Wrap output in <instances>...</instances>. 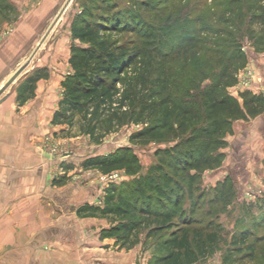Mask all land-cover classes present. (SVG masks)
Segmentation results:
<instances>
[{"label":"trees","instance_id":"trees-1","mask_svg":"<svg viewBox=\"0 0 264 264\" xmlns=\"http://www.w3.org/2000/svg\"><path fill=\"white\" fill-rule=\"evenodd\" d=\"M228 1L229 10H234L241 9L244 0ZM253 1L247 10L251 14L247 24L264 25V0ZM98 6L100 14L96 20L82 13V19L77 18L71 25V36L79 43L71 45V70L62 82L64 92L53 123L71 129L79 117L80 134L97 144L129 124L140 126L131 135L135 143H150L160 134L169 133L182 137L172 149L164 151L174 176L210 168L215 164L212 148L232 121L256 115L264 106L261 95L243 92L242 97L247 99L242 106L227 91L237 84L236 72L249 59V54L242 50L245 33L235 35L207 23L203 31L184 28L173 36L170 32L168 38L161 28L158 31L138 25L135 17L124 19L111 0H99ZM13 10L11 2L0 0L3 18L10 17ZM201 20L196 18V24ZM240 21L237 26L241 30L244 19ZM126 31L135 37L125 40L123 35H113ZM250 36L263 50L264 33L256 37L253 31ZM216 39L226 48H221ZM199 57H207L204 69L194 67ZM217 67V75L211 76L213 79L207 84L199 80L204 72ZM45 76L47 71L37 68L27 77L20 87L19 104L34 95L36 83ZM128 150L119 149L110 158L91 157L82 167H99L105 172L125 169L133 173L138 161L128 155ZM64 168L68 171L73 165ZM189 178L184 187L176 178L159 185L150 175L134 183L126 192L127 197L112 183L105 189L104 206L88 209L119 221L111 226L109 234L123 246L140 242L143 231L144 246L155 238L161 241L163 254L154 257L153 264H199L218 235L209 223L200 225L201 221L194 217L195 209L179 211L183 200L193 194L194 178ZM231 181L237 184L233 176Z\"/></svg>","mask_w":264,"mask_h":264},{"label":"rangeland","instance_id":"rangeland-1","mask_svg":"<svg viewBox=\"0 0 264 264\" xmlns=\"http://www.w3.org/2000/svg\"><path fill=\"white\" fill-rule=\"evenodd\" d=\"M111 1L115 3L116 10L121 12L124 19L127 17L128 20H132V18L135 17L138 25L144 24L149 28L155 27L158 31L161 28V31L166 33L167 37L170 32V36H173L174 34L181 33L184 28H194L203 31L202 27L207 23L221 29L226 28L235 35L243 31L245 33V35L243 34L245 38L242 50L249 54V59L246 66L240 68L239 71L236 72L237 77L241 71V76L243 77L244 70L250 68L254 69L253 79L257 81L259 71L256 66L264 69V49L260 50L257 45L258 41L254 39V36H250L253 31L256 33V37L264 33V25L261 23L251 26L247 24L251 16L247 10L249 4L254 2L253 0H244L241 2L242 8H234V10H229L230 6L228 0ZM147 4H149V7H146ZM98 5L99 0H68L60 14V18L52 25L43 39L36 41L37 44L33 46L31 53L27 55L25 62L30 61V63L19 79L24 77L28 72H34L40 65H45L46 63L51 64L53 62L60 63V60H62V63L63 61L66 62L67 53H70L69 60L71 56V45L73 43L78 44L79 42L74 40L71 36L70 42H65V44L62 42L61 47L58 45L60 41L57 36L60 35V32L64 31H67L71 35V25L77 18L82 19V13H86V15L90 14L93 16V20H96L98 17L96 15L100 14ZM11 15L15 16V13ZM198 17L202 19L199 25L195 22V19ZM241 19H244V24L240 30L237 24L241 22ZM12 20H14V18L11 19V22L5 21V18H3V15L0 13V33H6L7 31L10 33L13 23ZM113 35L115 37L123 35L122 37L125 40L135 37V35L129 31ZM205 35L203 34V36ZM221 37L222 36L218 38ZM10 38H12V36ZM10 38H6L1 42L5 44V48L2 49L0 54V64L7 67V71L16 66L18 60H22L23 58L22 55H18V51L14 47V40ZM220 41V39H216V42L219 44ZM55 47L59 49L65 47L63 48L62 55L59 56V60L57 59L58 56H54L55 54H53L56 50ZM220 47L226 48V45L220 44ZM51 51L52 54L50 53ZM206 59L207 57L203 59L199 57L194 67L204 69V60ZM218 70L219 67L214 69V71L204 72L199 80L204 81L205 84L210 79H213L212 77H215L214 75H217L216 72ZM2 77L3 75L0 77V85L6 81L4 79L3 81ZM19 79L0 94V99L10 93L12 89H15ZM201 83L202 82L199 84ZM5 84H3L2 88ZM254 86V82L248 87L242 86L237 82V84L230 86L227 91L231 95L234 94L233 96L236 97L235 92L240 91V94H242V89H252ZM2 88H0V90ZM192 92L194 93L197 91ZM78 118L79 117H77L75 126L71 129L64 128L58 134V139H68L65 144L58 140H54V138L51 137L53 135H49L47 139L45 138L43 141L45 144L42 145L43 147H50L47 149H50L51 155L58 159L57 162H60L59 165L62 163L63 168L68 165L75 166L71 170L66 171L67 174L72 171L70 173V178L75 180L83 179L84 181L98 184L96 191L97 197L94 205L104 206L105 189L112 183H114V185L118 187V190L127 197L129 194H126V192L131 189L134 183L137 181H144V179L150 175L156 178V183L159 185L162 184L163 181L176 178L184 187L187 184L186 182L190 179L189 177L192 176L194 178L192 197L188 199L187 196L186 199L183 200V204L179 207V211H188L190 208L195 209L194 217L201 221L200 225L204 226L209 223L211 225V230L217 232L218 235L214 243L207 249L206 257L200 260L199 264H264V168L257 167L253 169L251 166V168L247 169L245 166L247 158H249V161H252L254 153L248 156V152L245 153L242 150L239 154V151L236 149L239 143L243 144L244 141H246L243 138L245 130L239 127L240 122L238 121L245 120L247 116L233 120L222 138L219 137V140H217L216 145L213 146L211 151V159L215 161V164L207 169L198 171L192 170L187 173H179L175 176L172 168L168 165L170 163L169 156L165 155L164 151L165 149H172L182 137L163 133L160 134L156 141L150 143H135L131 141V135L136 132L140 126L129 124L123 126L119 131L107 135L101 143L97 144L92 143L89 136L80 134V121ZM246 120H248V118ZM244 136L246 139L247 135ZM53 144L56 145L58 150L55 151V146H53ZM125 147L129 149L128 155L134 156L138 161L133 173H129L125 169L105 172L99 167H82V163L91 157L110 158L119 149ZM52 148L55 152L51 151ZM71 150L77 151V156L74 157V159L69 157L68 154H65L67 151ZM65 157L67 160H64ZM254 162L257 165L264 164V159L262 161L258 159V161ZM63 171H65V168ZM113 174H116V176L110 179V181H102V177L110 178ZM231 176L235 178L237 184L231 181ZM260 181H262V185H260ZM98 197L104 198L102 204L98 203ZM108 218L110 219V227L118 225L119 221H115L110 217ZM129 219L130 217H128L127 220ZM120 233L124 234V232ZM145 235V231H143L140 236L141 241L144 240ZM243 238H245L246 241H243ZM155 239L157 240V238ZM156 240L153 239L151 243L144 246L147 259L143 262L153 264L152 261L154 257L163 254L161 241Z\"/></svg>","mask_w":264,"mask_h":264},{"label":"crops","instance_id":"crops-1","mask_svg":"<svg viewBox=\"0 0 264 264\" xmlns=\"http://www.w3.org/2000/svg\"><path fill=\"white\" fill-rule=\"evenodd\" d=\"M8 1L13 4L15 16L5 18L8 22L14 20L10 33H0V54L5 48L1 42L12 36L10 39L23 58L8 71L0 64V77L3 75L2 80L6 81L24 64L36 41L47 35L68 2ZM57 37L61 47L62 42L71 40L67 31ZM55 48L53 54L59 60L65 47ZM69 54H66V62L60 60V63L38 67L45 69L47 76L36 83L34 95L27 101L19 104L18 95L32 72L19 79L15 89L5 95L6 99L0 104V264H148L143 262L147 259L144 241L121 245L109 234L108 216L88 209L96 206L98 184L70 178L72 171L68 174L63 171L62 163L59 165L58 159L47 149L50 147L42 145L49 135L64 144L68 141L58 139V134L66 127L55 125L53 118L63 96L62 82L71 70ZM256 67L259 77L255 86L241 92L261 95L264 104V69ZM235 93L244 106L247 98L242 97L240 91ZM246 116L248 120L238 121L239 127L245 130L246 141L244 145L239 143L236 149L239 154L242 150L248 152V156L254 153L252 161L247 158V169L264 168V164L254 162L264 159V106L258 114ZM65 154L74 159L77 151Z\"/></svg>","mask_w":264,"mask_h":264},{"label":"built area","instance_id":"built-area-1","mask_svg":"<svg viewBox=\"0 0 264 264\" xmlns=\"http://www.w3.org/2000/svg\"><path fill=\"white\" fill-rule=\"evenodd\" d=\"M241 74H242V71L238 75V84H240L242 86H245V87H248L249 85L253 84V82H255V80L253 79V77H254V69L246 68L244 70L243 77L241 76ZM53 146H55L54 147L55 151L58 150L56 145L53 144ZM54 149L52 148L51 151L55 152ZM114 176H116V174L111 175L110 178L109 177L108 178L102 177L103 180H102V178H101V180L104 181V182H105V180L110 181V179H113ZM97 200H98L99 204H102L104 202V198H102V197H98Z\"/></svg>","mask_w":264,"mask_h":264},{"label":"water","instance_id":"water-1","mask_svg":"<svg viewBox=\"0 0 264 264\" xmlns=\"http://www.w3.org/2000/svg\"><path fill=\"white\" fill-rule=\"evenodd\" d=\"M30 61H26L19 69L12 75V77L7 81V83L4 85V87L0 90V94L4 92L6 89L11 87L22 75V73L25 71V69L28 67ZM13 88V87H12ZM7 96L0 99V104L6 99Z\"/></svg>","mask_w":264,"mask_h":264}]
</instances>
